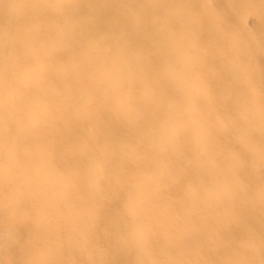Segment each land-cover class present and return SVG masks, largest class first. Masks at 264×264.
Listing matches in <instances>:
<instances>
[{
    "label": "bare ground",
    "instance_id": "1",
    "mask_svg": "<svg viewBox=\"0 0 264 264\" xmlns=\"http://www.w3.org/2000/svg\"><path fill=\"white\" fill-rule=\"evenodd\" d=\"M262 124L264 0H0V264H259Z\"/></svg>",
    "mask_w": 264,
    "mask_h": 264
},
{
    "label": "snow or ice",
    "instance_id": "2",
    "mask_svg": "<svg viewBox=\"0 0 264 264\" xmlns=\"http://www.w3.org/2000/svg\"><path fill=\"white\" fill-rule=\"evenodd\" d=\"M145 24L146 25H150L151 24V21L150 19H146L145 20ZM154 126V125H153ZM249 135L250 137L253 139V140H259V143L264 146V124L261 125V128H260V132H259V137H257V134H256V131L254 128H250L249 129ZM246 157L247 155H250V154H245ZM260 160H261V163H262V166H264V150L261 151L260 153ZM261 199L264 200V188H262V191H261ZM14 242H16L17 244H22L21 241H19L18 238H16L14 236ZM262 242H264V237H262ZM29 264H36V262H29ZM244 264H256L255 261H248V262H244ZM259 264H264V250H262V259L261 261L259 262Z\"/></svg>",
    "mask_w": 264,
    "mask_h": 264
}]
</instances>
